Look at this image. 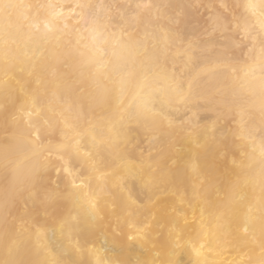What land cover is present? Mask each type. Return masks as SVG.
<instances>
[{"label":"snow or ice","instance_id":"6c2138e0","mask_svg":"<svg viewBox=\"0 0 264 264\" xmlns=\"http://www.w3.org/2000/svg\"><path fill=\"white\" fill-rule=\"evenodd\" d=\"M0 264H264V0H0Z\"/></svg>","mask_w":264,"mask_h":264},{"label":"bare ground","instance_id":"6f19581e","mask_svg":"<svg viewBox=\"0 0 264 264\" xmlns=\"http://www.w3.org/2000/svg\"><path fill=\"white\" fill-rule=\"evenodd\" d=\"M66 2H72V0H66ZM122 2H124V0H122ZM129 2H130V0H129ZM203 115L211 117L212 114L211 113H204ZM208 123L210 125V121Z\"/></svg>","mask_w":264,"mask_h":264}]
</instances>
